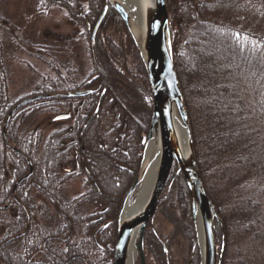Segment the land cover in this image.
<instances>
[{"label": "trees", "instance_id": "trees-1", "mask_svg": "<svg viewBox=\"0 0 264 264\" xmlns=\"http://www.w3.org/2000/svg\"><path fill=\"white\" fill-rule=\"evenodd\" d=\"M43 2L55 4L64 10L67 18L84 30L85 40L90 44L91 31L103 10L104 0ZM165 2L171 29L173 69L186 108L188 92L206 94L204 99L211 97L207 108H204L207 111L203 121L207 124L201 131L199 127L196 129L187 110L201 179L206 170L219 168L218 159L225 156L224 150L229 151L231 141L236 138L247 142V146L250 144L253 161L255 158L262 161L258 158L260 145L258 139L254 138L256 133H252L255 129L252 122L246 123V118H242L238 110L229 107L222 109L220 105L222 99L227 98L240 106L241 101L236 93L240 80L250 78L259 87L264 86V0ZM110 14L114 12L107 11L106 18ZM98 30L94 48L86 49L89 53V70L79 83L75 82L80 78L78 70L69 69L65 76L57 71V81L48 80L38 88L41 92L37 90L38 93L34 91L31 95L79 91L87 79H95L94 85L104 89L105 94L98 112L87 126L83 128L96 109L95 95L82 99L54 97L26 105L33 107L31 112L34 114L59 105L76 113L71 126L60 127L44 141L37 138L35 145L30 140L32 134L26 135V141L16 137L17 133L12 129L15 115L10 118L8 140L15 143L21 155L11 162V182L6 185L4 177L0 181V207L9 205L15 209L14 217L3 222L0 220V225L6 226L5 235L0 240V264H111L112 247L117 236L116 217L122 195L135 178L141 162L152 96L144 67L132 41L126 50L112 41L104 44L100 42ZM184 33L186 40L181 45L179 43H182ZM1 51L0 47V122L10 107L19 102L16 100L8 107L2 105L7 92L5 81L8 74ZM130 55L134 56L132 61L136 65L132 71L125 62L126 56ZM27 98L29 96L23 99ZM261 107L264 111L263 103ZM224 117L230 118L225 128L230 136H225L219 130L223 128ZM209 123L213 124V128L208 129ZM200 124L203 126L202 122ZM216 125L219 129H215ZM73 159L82 167L87 190L80 196L66 199L67 182L77 176L63 173L62 167ZM26 160L32 164L33 173L15 190L18 205L13 203L10 192L14 183L28 172ZM236 161L240 163L241 160ZM172 172L167 184L173 178ZM171 185L170 194L173 186H179L177 206H188L189 211L188 193L182 177H175ZM34 191L43 198L38 205L34 203ZM208 197L211 198L210 195ZM49 207L52 209L47 210ZM87 207L96 209V212L88 214ZM256 208V204L240 206L236 212L247 217L250 210L252 213L249 214L253 217L257 214ZM216 212L220 216V212Z\"/></svg>", "mask_w": 264, "mask_h": 264}, {"label": "rangeland", "instance_id": "rangeland-1", "mask_svg": "<svg viewBox=\"0 0 264 264\" xmlns=\"http://www.w3.org/2000/svg\"><path fill=\"white\" fill-rule=\"evenodd\" d=\"M66 15V12L55 4L43 2V0H0L1 57L8 74V78L5 81L7 92L1 101L4 102V104L2 103L3 106L8 107L13 104L12 102L19 100L18 103H14V107L24 100L25 96L33 97L31 95L34 91L37 92L38 88L43 87L48 80L57 81V71L60 72L59 75L65 76L66 71L69 69L78 70L80 78L76 79L77 81L75 80L76 83H79L85 77V72L87 73L90 67L89 53L86 49L88 47L93 49L94 45L90 46L88 44L84 37L86 34L84 30L74 24ZM118 19V17L110 14L102 20L101 25L98 27L100 42L105 44V42L112 41L115 45L118 44V46H122L126 50L130 42V36L123 22ZM96 35L93 40L94 44L96 37H98ZM91 38L92 36H90V40ZM185 40L186 36L183 37L182 43L179 44L184 45ZM137 57L140 60L139 54ZM133 58L134 56L131 55L126 56L125 62L129 71L135 70L136 65L132 61ZM251 83L253 82L250 78L239 81V88L238 90L236 89V93L241 101L240 106L231 103L227 98H223L220 107L222 109L226 107L236 109L241 113L242 118H246V123L252 122L255 128L252 133H256L254 138L258 139L257 142L260 145V151H262L264 149V111L261 104H264V86L259 87V84L253 83V85ZM94 88H98V91L100 90V94L97 93L98 91L94 92L99 94V99L102 93L104 97V89H100L99 86L91 89ZM205 95L197 92H191L190 94L188 92L187 94L188 108L185 110H189L196 129L199 127L200 131L207 124V122L203 121L207 111L204 108H207V104L211 100L210 96L204 99ZM26 105L20 107L15 113L12 129L16 131L18 139L26 141V135L32 134L33 136L30 140L35 145L37 138L40 141H44L50 133L60 127L72 125L75 111L68 110L62 105L51 110H43L37 114L31 112L33 107ZM36 106L39 105L36 104ZM64 115L69 116V118L55 120L57 117H63ZM228 121H230V118L224 117L222 119L223 128L219 129L218 125L215 128L221 130L225 136H230L228 130H225ZM200 122L203 123V126ZM3 123L4 120L0 122V181L4 177L7 185L12 180L11 162L16 159L17 154L13 150H17V147L15 143L8 140L7 129L8 146L2 140ZM207 127L208 129L213 128V124L209 123ZM247 141L252 142L249 139ZM228 143L230 142L228 141ZM249 145L247 146V142L244 143L239 138L232 140L228 148L229 151L224 150L225 156H220V159H218L220 160L219 168L206 170L203 178L201 179L200 177L204 189L207 190L205 192H208V195L212 198H210V202H214L213 205L220 212V221L215 224L213 232L216 236V252L217 258L220 259V264H264V190H262L264 188V151H262V155L260 151L258 154V158L262 161H257L255 158L257 154L253 156L255 158V161H253L251 158L253 152ZM38 150L40 151V146H38ZM236 159H240V163H236ZM251 162L256 163V165H249ZM79 166H81L79 162L73 159L62 167L63 173L77 176L67 182L65 187L67 188L66 199L80 196L87 190L86 177L81 172L82 167ZM175 177L178 176H174L173 180ZM133 181L129 184L130 186ZM171 182L165 185L157 203V209L149 223V225L151 224V229L148 228L146 231L149 239L143 246L145 263L192 264L193 260V264H200L198 232L192 217L190 200L188 202L189 211L188 206L185 208L183 205L177 206V190L179 186H173L174 190L170 194ZM138 190L139 187L132 194V199L135 198ZM32 195L35 198L34 203L36 205L43 201V198L37 195L35 191ZM124 195H122L120 207ZM252 204L257 205V214L253 217L250 215L252 213L250 210H248L247 217L240 214L237 215L236 211L240 206H251ZM4 206L0 207V220L2 222L15 216L14 208L5 210ZM120 207L117 216L119 215ZM49 208L47 210L52 209L51 207ZM87 208L88 214L96 212V209L92 207ZM97 211L101 212V210ZM34 218L36 219V216ZM103 226L105 225L103 224ZM4 232H6V226L0 225V240L5 235ZM153 233L157 234L164 242L168 252H163L160 247L158 251L153 250L151 246L153 243L151 235ZM221 245L222 250H220ZM166 253L168 255H165ZM134 264H139L137 258Z\"/></svg>", "mask_w": 264, "mask_h": 264}, {"label": "water", "instance_id": "water-1", "mask_svg": "<svg viewBox=\"0 0 264 264\" xmlns=\"http://www.w3.org/2000/svg\"><path fill=\"white\" fill-rule=\"evenodd\" d=\"M105 5L97 23L92 31L91 44H93L95 31L103 19L106 9L110 7L120 17L126 30L138 51L144 66L147 81L152 95V109L149 128L146 135V146L153 144V151L158 159L153 184L147 197L131 214L123 216L126 202L135 189L142 183L147 167L145 153L136 178L122 200L119 215L117 216V237L113 247L112 264H128L131 249L138 258L139 264H145L143 254V235L157 209L161 193L175 167L174 176L181 175L190 200L192 217L197 229L200 252V264H218L216 259L214 225L219 222L217 212L210 202L202 185L197 171L196 158L193 149L192 132L185 110V103L179 81L173 69V54L170 26L165 0H137L140 23H137L123 7L119 0H104ZM98 88L90 91L57 93L38 95L25 99L17 104L5 118L2 127V137L8 146L6 128L11 115L18 107L30 102L45 100L54 96L62 98H79L97 92ZM103 93L100 97V102ZM98 110V108H97ZM96 110V111H97ZM66 118V116L58 119ZM145 146V150H146ZM144 150V152H145ZM30 165V164H29ZM29 173L23 178L27 179ZM22 179V180H23ZM21 181H18L16 186Z\"/></svg>", "mask_w": 264, "mask_h": 264}, {"label": "bare ground", "instance_id": "bare-ground-1", "mask_svg": "<svg viewBox=\"0 0 264 264\" xmlns=\"http://www.w3.org/2000/svg\"><path fill=\"white\" fill-rule=\"evenodd\" d=\"M121 2V4L123 5V7L129 12V14L131 15V17L137 22L140 23V13H139V9H137L138 7V3L137 0H119ZM145 156L147 159V163L150 162V164L147 167L144 179L142 181V183L139 186V190L135 196V198H130L125 206H124V210H123V216L121 217H125L131 213H133L138 207L139 205H141V203H143V201L145 200V198L147 197V194L149 193L151 186L153 184L154 178H155V174H156V169H157V162L158 159L154 154L153 151V144L149 143L146 146V150H145ZM199 233H200V227L198 224L197 227ZM129 262L128 264H134L135 262V253L134 251L131 249L130 253H129Z\"/></svg>", "mask_w": 264, "mask_h": 264}, {"label": "flooded vegetation", "instance_id": "flooded-vegetation-1", "mask_svg": "<svg viewBox=\"0 0 264 264\" xmlns=\"http://www.w3.org/2000/svg\"><path fill=\"white\" fill-rule=\"evenodd\" d=\"M112 16H114L115 17V15L114 14H112ZM95 79H87V81L85 82V83H83L84 85H83V89H81V90H90L91 88H93V87H98L97 85H92V84H94V81ZM100 92V90L97 92V93H99ZM100 94V93H99ZM99 94H92V95H97V97H98V99H97V105L96 106H98V102H99ZM75 105H78L79 107L81 106V105H79V104H75ZM78 107V108H79ZM97 108V107H96ZM77 111V110H76ZM8 114V113H7ZM93 114V113H92ZM75 115H76V113H75ZM74 115V116H75ZM7 116V115H6ZM6 118V117H5ZM4 119V118H3ZM68 119V118H67ZM5 120V119H4ZM92 120V118H91V116H89V118H87V120H86V122L88 121V123L90 122ZM86 122L84 123V124H86ZM85 126V125H84ZM18 155H21V153L19 152L18 153ZM27 161V160H26ZM27 163H28V161H27ZM29 171V170H28ZM27 174V173H26ZM25 174V175H26ZM25 175L24 176H22L20 179H18L15 183H14V185H13V187H12V190H11V192H10V195L12 196V201H13V203L14 204H18L19 205V202L17 201V197L15 196V190H17L18 189V187L20 186V184L21 183H23L24 181H28L27 179H23L24 177H25ZM23 179V180H22ZM29 179V178H28ZM18 181H21L20 182V184H18V186H16V184H17V182ZM9 205H5L4 206V208H5V210H8V209H11L10 207H8ZM148 228L149 229H151V224L150 225H148L147 226V228H146V230H145V232H144V238H143V246H144V243H146L147 242V239H149V236L146 234V231L148 230ZM152 237V239L154 240H152V248H153V250H155V251H158L159 250V247L160 248H162V251L164 252V249H165V252H168V250H167V246L164 244V242H162V240L160 239V237H158L157 236V234H155V233H153V235H151ZM215 242H216V236H215ZM214 242V243H215ZM216 244V243H215ZM142 246V247H143ZM143 249H144V247H143ZM216 250H217V245H216ZM165 255H168V253H166ZM167 257V256H166ZM196 263H197V261H196ZM192 264H193V260H192Z\"/></svg>", "mask_w": 264, "mask_h": 264}]
</instances>
